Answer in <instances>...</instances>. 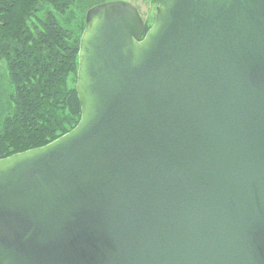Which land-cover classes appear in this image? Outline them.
Here are the masks:
<instances>
[{"label":"water","instance_id":"water-1","mask_svg":"<svg viewBox=\"0 0 264 264\" xmlns=\"http://www.w3.org/2000/svg\"><path fill=\"white\" fill-rule=\"evenodd\" d=\"M89 9L80 119L0 159V264H264V0Z\"/></svg>","mask_w":264,"mask_h":264},{"label":"trees","instance_id":"trees-1","mask_svg":"<svg viewBox=\"0 0 264 264\" xmlns=\"http://www.w3.org/2000/svg\"><path fill=\"white\" fill-rule=\"evenodd\" d=\"M76 1L0 0V60L14 88L9 105L0 101V159L42 148L80 119L75 92L80 37L71 42L54 16L64 15ZM42 4L52 11L35 24ZM71 76L73 87L68 86Z\"/></svg>","mask_w":264,"mask_h":264},{"label":"rangeland","instance_id":"rangeland-1","mask_svg":"<svg viewBox=\"0 0 264 264\" xmlns=\"http://www.w3.org/2000/svg\"><path fill=\"white\" fill-rule=\"evenodd\" d=\"M126 2L133 5L138 13L140 14L142 20L147 27H150L155 18L156 7L147 0H77L76 3L71 6L64 15H58L54 13L57 23L66 30L72 37V41H76L77 38L81 37V30L85 24V16L88 7L95 3H108V2ZM52 11V9L42 4L40 6V11L36 14L35 24L39 20L43 21L46 17V13ZM74 77L71 76L68 80V86L73 87ZM14 94V88L10 85L9 74L7 70V65L4 61L0 60V101L3 106L9 105L11 103L10 97Z\"/></svg>","mask_w":264,"mask_h":264}]
</instances>
